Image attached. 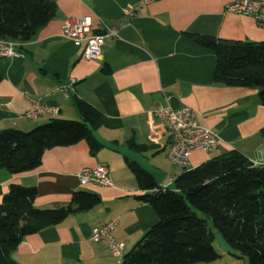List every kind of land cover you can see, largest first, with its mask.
<instances>
[{
    "label": "crops",
    "instance_id": "obj_1",
    "mask_svg": "<svg viewBox=\"0 0 264 264\" xmlns=\"http://www.w3.org/2000/svg\"><path fill=\"white\" fill-rule=\"evenodd\" d=\"M235 1L57 0L54 18L31 41L18 44L16 56L0 58V131H29L54 118L78 121L76 101H84L98 111L93 129L105 141L141 147L161 171L170 141L152 110L168 103L191 108L198 123L220 138L216 150L191 154L192 169L232 152L264 164V106L257 91L216 84L215 54L188 36L264 42V28L253 18L227 11ZM70 17L89 18L92 34L103 25L116 28L118 38L105 39L98 60H83L82 48L61 35ZM64 86L67 95L59 91ZM32 100L57 108L58 115L24 119ZM99 165L108 167L113 187L80 184L82 171ZM12 183L36 188L39 209L66 206L77 191L101 199L100 206L25 237L10 253L16 264H121L105 240L92 241V229L116 220L113 239L123 245V257L158 222L154 209L137 199L144 193L125 159L104 148L92 151L85 140L45 150L32 171L0 170V203Z\"/></svg>",
    "mask_w": 264,
    "mask_h": 264
},
{
    "label": "trees",
    "instance_id": "obj_2",
    "mask_svg": "<svg viewBox=\"0 0 264 264\" xmlns=\"http://www.w3.org/2000/svg\"><path fill=\"white\" fill-rule=\"evenodd\" d=\"M57 0H0V41L23 44L55 16ZM216 56L214 82L226 87L255 89L264 106V42L212 46L188 35ZM221 42V41H220ZM80 120L54 118L29 131H0V170L12 175L39 167L45 150L85 140L92 151L99 146L87 125L94 128L98 111L76 101ZM95 129V128H94ZM129 148L142 153L130 142ZM138 188L137 199L149 204L158 222L121 259V264H204L217 261L209 224L225 241L229 252L248 264H264V165L254 166L232 152L198 168L182 170L171 187L162 189L138 166L125 160ZM37 190L10 184L0 203V264H16L10 253L27 236L55 227L68 216L101 205L96 194L74 192L59 208L34 207ZM235 255V256H237ZM239 258V257H238Z\"/></svg>",
    "mask_w": 264,
    "mask_h": 264
},
{
    "label": "built area",
    "instance_id": "obj_3",
    "mask_svg": "<svg viewBox=\"0 0 264 264\" xmlns=\"http://www.w3.org/2000/svg\"><path fill=\"white\" fill-rule=\"evenodd\" d=\"M132 10L127 11L129 14ZM229 13L251 17L256 24L264 28V0H236L227 7ZM91 20L87 17H70L62 25V38L70 41L74 46L82 48L81 59L98 60L101 48L106 38H118L119 30L103 25L99 33H90ZM16 44L8 41H0V58L16 56ZM68 86L61 87L59 91L67 95ZM57 116V108H49L40 101H30L29 108L24 112L23 118L34 121L44 115ZM153 116L161 121L169 136V146L166 150V159L181 170L192 169L190 156L195 151L210 153L216 150L220 144L219 136L206 127L201 126L195 113L189 107L173 109L168 103L155 105ZM264 165V164H262ZM254 166H261L256 164ZM80 184H96L101 187H113L114 183L106 165H99L92 170H84L78 176ZM174 179L168 178L167 184H161L162 189L171 187ZM116 220L92 229L91 239L95 243L106 241L108 251L112 257L122 259L124 247L113 239V230Z\"/></svg>",
    "mask_w": 264,
    "mask_h": 264
},
{
    "label": "water",
    "instance_id": "obj_4",
    "mask_svg": "<svg viewBox=\"0 0 264 264\" xmlns=\"http://www.w3.org/2000/svg\"><path fill=\"white\" fill-rule=\"evenodd\" d=\"M204 40L212 46L220 45L226 48H232L234 46L233 42H220L216 39H210V38H204ZM87 128L91 133V136L99 146H101L102 148L108 151L116 153L120 155L123 159L135 164L145 174L150 176L154 180L157 186L161 185L162 181L166 177V174L160 171L159 169L153 167L148 162V160L142 156L141 153H138L127 146H118L110 142H107L90 125H87Z\"/></svg>",
    "mask_w": 264,
    "mask_h": 264
},
{
    "label": "rangeland",
    "instance_id": "obj_5",
    "mask_svg": "<svg viewBox=\"0 0 264 264\" xmlns=\"http://www.w3.org/2000/svg\"><path fill=\"white\" fill-rule=\"evenodd\" d=\"M150 163V162H149ZM151 164V163H150ZM163 166L160 167L161 171L166 174V179L164 180L163 184L168 183V178L173 176H178L182 170L175 167L173 164H171L169 161H164ZM209 227L212 230V233L215 236L213 247L215 250L220 254L221 258H219L215 262L211 263H204V264H248V261L246 258H241V256L237 255L235 256L234 253L229 252V248L225 241L222 239V237L212 229L211 224H209ZM239 257V258H238Z\"/></svg>",
    "mask_w": 264,
    "mask_h": 264
}]
</instances>
